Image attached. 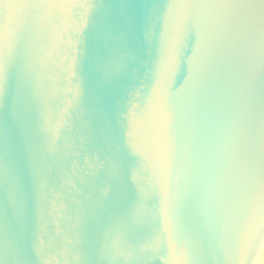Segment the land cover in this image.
Returning a JSON list of instances; mask_svg holds the SVG:
<instances>
[{"label":"water","instance_id":"95a60500","mask_svg":"<svg viewBox=\"0 0 264 264\" xmlns=\"http://www.w3.org/2000/svg\"><path fill=\"white\" fill-rule=\"evenodd\" d=\"M0 264H264V0H0Z\"/></svg>","mask_w":264,"mask_h":264}]
</instances>
